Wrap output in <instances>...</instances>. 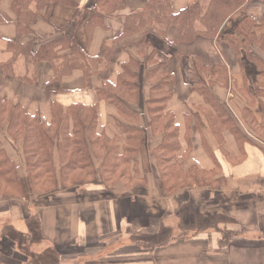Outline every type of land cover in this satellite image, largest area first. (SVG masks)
Instances as JSON below:
<instances>
[{
    "label": "crops",
    "instance_id": "crops-1",
    "mask_svg": "<svg viewBox=\"0 0 264 264\" xmlns=\"http://www.w3.org/2000/svg\"><path fill=\"white\" fill-rule=\"evenodd\" d=\"M12 1L0 2V106H19L47 125L54 105L96 106L95 134L106 136L109 145L102 156L90 148L97 183L47 194L28 189L23 198L0 195V264H264V0L249 1L217 36L187 43L177 41L175 25H148L125 35L128 17L143 11L147 0H123L115 12L99 8V0L44 6L20 40L33 52L65 35L91 59H107L111 52L109 63L93 68L88 79L76 69L60 80L49 62L33 63L23 55L13 74L2 67L13 57L8 42L17 38ZM194 1L170 0L171 11L180 13ZM79 9L82 19L72 27ZM132 60L140 64L138 88L124 101L136 112L134 122L99 96L117 84ZM162 72L173 80L166 87L165 112L173 117L181 146L169 164L183 163L185 175L198 166L215 186H189L170 195L160 190L153 152L163 137L153 136L148 101ZM122 123L144 133L137 169L131 170L138 179L148 178L142 188L101 180L108 153L125 152ZM68 126L72 133L73 123ZM0 141L19 167L17 176L26 177L23 139L11 138L5 125ZM63 165L57 148V176Z\"/></svg>",
    "mask_w": 264,
    "mask_h": 264
},
{
    "label": "trees",
    "instance_id": "trees-1",
    "mask_svg": "<svg viewBox=\"0 0 264 264\" xmlns=\"http://www.w3.org/2000/svg\"><path fill=\"white\" fill-rule=\"evenodd\" d=\"M249 1L251 0H196L182 12L173 13L170 0H147L143 11L128 17L124 33L130 35L148 25L160 24L166 27L177 26L180 30L178 42H192L200 35L213 38L219 34L230 16L242 10ZM57 2L75 7L79 6V0L12 1V8L17 15V38L8 42V49L13 52V57L2 65L8 73L13 74L12 66L20 55L33 63L39 61L49 62L54 69V79L56 80L62 79L76 69H81L85 73V78L88 79L93 73V68L96 71L99 68H96L98 65L105 66L109 63L111 52L107 53V59L105 57L91 59L84 53L75 38L70 35L47 42L36 52L32 51L31 44L20 42L21 38L32 31L31 23L40 15L41 9L47 6L50 10ZM99 5L102 10L115 12L121 9L123 0H99ZM160 6H162V10H160ZM0 21H2L1 16ZM227 40L236 45L230 37H227ZM139 68L140 64L132 60L128 65H125L116 85H107L99 91L101 98L113 103L118 108L119 113L129 117L130 120L136 118V112L127 106L124 100L125 96L134 95L138 88L135 79ZM156 71L157 69L151 70L149 76H156ZM157 78L160 81L153 87L154 95L148 101L149 112L152 117L151 126L154 129L155 124L158 127V119L169 117L167 128L177 130L172 115L165 112V102L170 94V89L167 90L166 87L171 86L173 80L170 74L165 72L160 73ZM28 79L34 83V79ZM203 89L202 92L207 95L209 102L216 103L210 95V91ZM154 104H157V106L153 107ZM52 112V122L47 125L36 117L25 114L19 106H12L8 103H3L0 106V116L3 117L4 115V122L11 138L18 141L14 136L21 135L23 137L21 139L24 142L23 149L27 168V176L18 177L17 168L19 167L9 158L5 149L1 147L0 141V182L9 186V188H5L0 184V195L3 197L23 198L28 196V189L31 191L41 190L47 194L59 189L79 187L97 182L95 172H91L95 167L93 153L90 148L94 149L99 146L106 150L105 142H108L106 136L95 134L97 107L75 104L65 109L57 104L53 106ZM21 114L22 116H20ZM69 121L73 123L72 133H69L68 126L65 127V122L69 125ZM132 122L134 121L132 120ZM120 125L127 135V146L124 153H138L144 141L143 130L127 123ZM1 128H4V123L1 124ZM167 133L168 136L164 135V140L170 138L172 140V133L169 130ZM172 144V147L177 148V143ZM169 145L171 146V144ZM57 148L58 153H60V160L64 163L60 176H57V170L54 166L55 150ZM137 149L138 151H136ZM173 155L164 156L165 161L169 162ZM123 161L124 163L128 162L124 159ZM104 166H107L106 162ZM115 167L116 165L110 167L111 171H108L109 175H104L103 182L106 183L111 180L110 176L115 172ZM78 170L85 171L90 179L87 180L72 175L73 171ZM194 182L196 184L197 179ZM191 184L193 183L187 185L191 186ZM110 186H113V184ZM170 188L172 187L170 186Z\"/></svg>",
    "mask_w": 264,
    "mask_h": 264
},
{
    "label": "rangeland",
    "instance_id": "rangeland-1",
    "mask_svg": "<svg viewBox=\"0 0 264 264\" xmlns=\"http://www.w3.org/2000/svg\"><path fill=\"white\" fill-rule=\"evenodd\" d=\"M82 13H83L82 9L80 10V12H79V10H77L75 18H74V22L72 24V27L75 26L76 24H78V22L82 19ZM156 106H157V104L153 105V107H156ZM14 112H16V111H14ZM7 115H5V116H7ZM20 116H22V114ZM0 119H1L0 123L2 125L4 123V126H5L4 115H3V117L0 116ZM168 121H169V117H162V118L158 119L157 125L159 128L155 124V128L154 129L152 128V130H151L153 133V136H158V134H161L163 137V141L160 144L159 148L154 150V152H153V155H155V158H156V160H155L156 166H157L156 170L159 171V175H160L158 182H159V187H160V190L162 191V193L165 195H170V194H173L175 192H179L185 188H187V190H188V188H189V186L187 185L188 183H193V184H191L192 187L201 186V185L215 186V184L213 185V183L211 181L212 178L210 177V175L206 174V173H201L200 171L202 169H200L198 166H192L191 167V169L189 170L191 173L190 174L191 176H190V175L184 174L185 167H184L183 163L169 164V162L165 161L164 156L168 157V156H171L173 154L175 155L181 149V146L179 143V132H178V130H175L173 128H171V129L167 128ZM1 124H0V127H1ZM66 126H68L67 122H65V127ZM168 130L172 133L171 135H173L172 140H171V138L164 140V135L166 137L168 136V133H167ZM14 138L21 140V138H23V137L21 135H18V136H14ZM174 142L177 143V145H178L177 148L172 147L173 146L172 143H174ZM108 143H109V141L105 142V145L107 148L109 145ZM169 144H171V146ZM141 148H142V145H141ZM163 148H164V150H163ZM136 151H138V149ZM104 153H105V148H100L99 146L95 148V154L96 155L102 156ZM138 153L137 152H135V153L128 152L127 153L126 152L120 156L118 155L117 151H111L110 154L108 153L107 161H106V165L108 167L104 166L101 168V172H102V179L101 180L104 181V175H109L108 171H111L110 167L116 165V167L114 168V170L116 169L115 172L112 173L110 176L111 182L107 181L106 185L110 186L113 184V186L118 185L119 187L124 185L127 188H132L135 186L137 188H142V187L146 186L149 182L148 178L138 179L135 176L131 175V170L137 169L136 163L134 162V160L136 161V159H137L136 157H137ZM58 155L60 157V153H58ZM123 159L128 160V162L124 163ZM113 163H115V164H113ZM15 164L18 167L16 162H15ZM54 166H55V163H54ZM137 167L139 168V165H137ZM55 169H57V168L55 167ZM60 172H61V170H60ZM91 172H95V174H96L95 177H97V182H98L99 179L97 176L96 168H94V170ZM72 175H77V176L83 177L87 180L90 179V177H88L87 173L83 170L73 171ZM195 179H197V181H198L196 184H194ZM0 184L2 187L9 188V186L6 183L3 184L0 182ZM170 186L172 188H170ZM12 195L15 196L14 193H12ZM179 200H183V197L182 196L179 197ZM188 218H191V217H188Z\"/></svg>",
    "mask_w": 264,
    "mask_h": 264
}]
</instances>
